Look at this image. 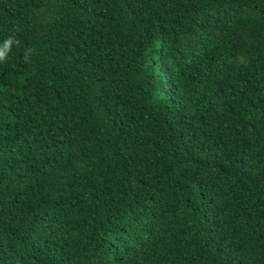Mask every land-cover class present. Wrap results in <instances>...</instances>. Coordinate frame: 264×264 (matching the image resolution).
I'll return each mask as SVG.
<instances>
[{"label":"trees","instance_id":"16d2710c","mask_svg":"<svg viewBox=\"0 0 264 264\" xmlns=\"http://www.w3.org/2000/svg\"><path fill=\"white\" fill-rule=\"evenodd\" d=\"M0 264H264V0H0Z\"/></svg>","mask_w":264,"mask_h":264}]
</instances>
